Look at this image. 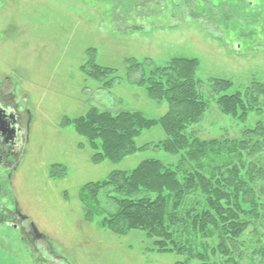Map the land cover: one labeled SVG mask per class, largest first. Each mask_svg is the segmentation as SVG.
Here are the masks:
<instances>
[{
  "label": "rangeland",
  "instance_id": "374dc122",
  "mask_svg": "<svg viewBox=\"0 0 264 264\" xmlns=\"http://www.w3.org/2000/svg\"><path fill=\"white\" fill-rule=\"evenodd\" d=\"M88 50L96 51L97 64L116 70L110 89L81 70ZM178 57L199 59L198 90L209 104L202 120L190 127V136L203 141L240 140L246 128L264 120L255 112L246 123L224 115L213 92L214 79L220 78L232 81L229 94H245L254 84H264V0H0V80L10 92L12 82L5 79L14 78L16 95L27 101L30 118L25 160L12 180L14 201L49 246L70 263L176 264L183 260L154 250L152 239L142 230L122 236L102 228L104 218L118 205L108 190L99 195L100 215L92 222L86 220L80 200L82 187L103 181L115 170H133L148 158L171 165L179 161L177 156L150 146L121 162L95 163L87 140L73 126H65V118L86 115L91 107L141 111L153 119L164 116L167 102L151 99L139 82L148 68L165 67ZM165 138L158 125L136 142L143 147ZM250 164L247 159L241 172L257 192L260 183L252 184ZM184 198L182 211L207 209L205 197ZM258 218L261 226L250 227L240 240L247 241L243 251L251 248L250 240L258 232L264 235L263 209ZM21 236L15 228L0 226V254H8L9 264H64L41 258L39 248L44 244ZM192 239L197 251L206 244L217 245L216 238L195 235ZM8 257L1 263L8 264ZM222 257L211 259L220 264ZM251 257L245 254L240 263L250 264Z\"/></svg>",
  "mask_w": 264,
  "mask_h": 264
},
{
  "label": "trees",
  "instance_id": "16d2710c",
  "mask_svg": "<svg viewBox=\"0 0 264 264\" xmlns=\"http://www.w3.org/2000/svg\"><path fill=\"white\" fill-rule=\"evenodd\" d=\"M95 57L96 51L88 50V60L81 70L110 89L114 81L110 77L116 70L97 64ZM199 66L197 58L178 57L165 67L148 68L139 84L146 86L151 99L166 101L169 106L158 119L141 111H105L96 107L75 119L65 118V126H73L90 144L95 163L121 162L150 146L179 160L178 164L167 165L161 158H148L133 170H115L103 181L82 187L80 200L85 218L92 222L100 215L98 197L108 190L118 205L113 214L104 218L102 228L122 236L142 230L152 239L154 250L183 258L176 264H190L195 259L200 264H217L212 256H223L220 264H241L240 258L247 253L252 256L250 264H264V235L258 232L251 238L253 246L248 251L242 249L247 241H240L247 229L261 226L258 217L264 211V84H254L245 94H229L232 81L214 79V97L224 115L246 123L250 113L255 112L262 120L256 127L246 128L240 140L203 141L189 133L209 108L198 90ZM158 125L166 138L138 147L136 139ZM247 159L252 184L260 183L257 192L246 184L241 172ZM192 195L205 197L207 209L182 211L184 197ZM195 235L216 238L217 245L206 244L203 251H197L191 244Z\"/></svg>",
  "mask_w": 264,
  "mask_h": 264
},
{
  "label": "flooded vegetation",
  "instance_id": "af4514ba",
  "mask_svg": "<svg viewBox=\"0 0 264 264\" xmlns=\"http://www.w3.org/2000/svg\"><path fill=\"white\" fill-rule=\"evenodd\" d=\"M7 80L12 82L13 90L10 92L5 90L6 82L0 80V226L8 225L19 230L24 237H29L30 241L34 240L33 244H44L40 246L39 253L46 261L52 258L62 260L64 264H72L60 251L49 246L47 238L14 201L12 180L25 160L30 118L26 108L27 101L16 95V81L14 78H6L5 81ZM23 118L26 119L25 122L22 121ZM23 236L20 239H23ZM5 257H8V254L2 252L0 264ZM7 263L9 264V257Z\"/></svg>",
  "mask_w": 264,
  "mask_h": 264
}]
</instances>
